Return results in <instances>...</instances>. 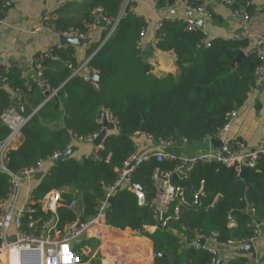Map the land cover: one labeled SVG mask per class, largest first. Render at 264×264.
<instances>
[{"label": "trees", "instance_id": "obj_1", "mask_svg": "<svg viewBox=\"0 0 264 264\" xmlns=\"http://www.w3.org/2000/svg\"><path fill=\"white\" fill-rule=\"evenodd\" d=\"M122 1L89 0L84 7V18L80 21H64L61 18L45 20L46 24H53L56 32L68 27L86 31L85 25L93 21L92 11L100 7L104 17L110 20L118 18V23L99 48L110 24L102 28L99 41L86 49V57L91 55L88 66L102 77L100 82L85 80L81 75L71 76L66 62L78 65L72 45L51 47L58 58L44 53V75L54 88H58L56 98L62 108V124L52 126L42 123V110H57L55 99L44 103L36 111L35 119H30L23 126L20 143L7 151V167L17 170L55 153H63L72 147H68L71 135L100 133L103 130L100 122L102 111H110L118 119V125L115 127L108 123L102 148L97 151L99 158L88 154L77 159L71 154L57 164L52 162L32 189L31 197L35 201L51 189L68 188L69 191H77L80 201L85 204L86 215L92 214L104 193L103 184L114 183L117 169L130 154L149 147L142 146L136 138L141 134L142 124L145 134L151 137L154 144L171 136L184 138L189 145L199 144L216 135L226 123L228 114L245 103L247 94L254 87L257 57L249 50L236 61L239 52L246 48L248 42L245 39H207L202 28L188 31L184 18L179 17H163L157 22L160 24L159 33L163 36L154 43L155 48L161 51L175 53L177 73L155 76L145 72L141 50L136 45L148 23L143 15L128 7L121 13ZM194 1L203 3L202 0ZM238 2L244 0H235V3ZM156 3L158 7H165L167 0H156ZM248 9L252 11L251 7ZM6 13L7 4L3 6L0 0V19ZM8 78L9 85L0 87V116L11 105L20 111L19 102H16L17 93H21L22 97L36 91H29L24 85L31 75L15 65L9 66ZM53 120L54 116L51 122ZM7 133L8 127L2 124L0 118V139ZM156 166L168 169L172 163L149 159L132 174L131 182L143 187V205L137 204L134 193L128 187L121 186L115 191L105 214L107 225L133 230L151 240L154 258L143 264L208 263L210 253L190 245L197 231H217L218 242L224 244L250 239L253 231L246 225L248 218L243 211L246 202L253 203L259 217L264 219V156H260L254 166L248 167L246 181L237 176L233 167L217 162H197L183 185L190 194L203 182L206 203L218 195L213 207L208 210L183 208L179 218L172 221L168 228H157L151 232L146 227L155 223L150 202L155 195L152 173ZM8 187V176L0 172V198L5 197ZM62 197L64 203L72 199V195L66 192ZM57 213L60 224L75 218L74 212L64 205L58 207ZM229 213L235 220L233 227L227 225ZM85 258L82 255V259ZM246 258L247 255L242 253L234 254L225 264H243Z\"/></svg>", "mask_w": 264, "mask_h": 264}, {"label": "built area", "instance_id": "obj_2", "mask_svg": "<svg viewBox=\"0 0 264 264\" xmlns=\"http://www.w3.org/2000/svg\"><path fill=\"white\" fill-rule=\"evenodd\" d=\"M135 0H123L122 10L128 7L134 10L133 2ZM181 2L187 9L192 11L194 17L188 14L184 18L186 29L193 31L200 28L198 20L205 21L211 16V12L204 4H197L194 0H177ZM222 3L228 10L230 16L237 21L243 37L250 46V51L258 59V64L255 68L254 87L259 88L264 83V32L253 31L250 26L255 18V13L258 10L252 0H244V2L235 3V0H217ZM7 0H2V5L5 6ZM251 7L252 11L248 8ZM100 7L95 8L93 12V21L85 25L86 31H82L76 27H68L63 31L56 32L52 25L46 24V19L43 18L33 32L44 29L55 32L58 36H71L85 39L90 31L99 26L100 20L104 19L107 24H110L109 29L104 37L107 39L116 29L118 18L110 20L101 14ZM120 13V14H121ZM166 19L173 16H166ZM2 19H0V22ZM159 23L153 26L154 35L152 42L163 36L159 33ZM145 30L141 32L137 40V48H144ZM44 53L51 55L53 58H58L53 53L52 48H47L37 56L32 57L31 66L32 74L30 80L24 82L25 87L31 91L33 89L44 92L45 97L43 104L47 101L55 99L58 88H54L46 76L42 59ZM91 56V55H90ZM90 56L83 63L73 66L72 63L66 62L67 67L71 69V76L81 75L83 79H92V75L82 73L84 66L88 67L91 74L97 73L94 68L88 66ZM9 66L0 67V83L9 85L8 78ZM88 72V73H89ZM21 97V93H17V99ZM35 109L29 114L20 112L13 105L7 107L1 114V122L8 127V133L0 139V172L8 176V191L5 197L0 198V264H90V261H84L82 255L86 252L83 247H77L81 238L91 239L95 237L92 233L102 226L106 225L105 214L109 209V198L113 197L115 191L121 186L128 187L135 195L138 205H143L145 194L143 187L139 183H132L131 177L133 172L145 161L154 159L161 163L169 161L172 166L168 169L162 166H156L152 173V181L155 187V195L150 202V207L153 212L155 223L146 228L155 230L157 228H168L170 223L179 218L180 211L183 208L191 207L195 209H205L213 207L217 196L211 202L204 201L205 192L203 182L188 194L187 188L183 182L189 179V172L197 162H217L225 166L233 167L237 176L240 177L242 166L252 167L255 165L260 156H264V107L261 111L260 118L263 123V132L261 133L258 142L254 146H248L241 139L230 138L228 130L235 119L237 111H232L228 114L226 123L213 137H207L204 140L205 146H197L191 148L186 139L169 137L161 139L159 143H152L151 137L142 133L152 145L148 148L139 149L130 154L123 162L122 166L117 169V177L111 185L103 184L104 193L94 208L92 214L86 215L85 204L80 201V196L77 191L65 189H51L47 191L40 199L35 201L31 197V192L34 186L31 182L36 181L35 174L48 169L53 162V158L60 153H55L45 160H39L36 163L21 167L17 170H11L6 165V153L10 148L15 147L20 143L22 138L21 130L23 126L35 115ZM108 123L115 127L118 125V119L110 112L105 110ZM141 133V132H140ZM99 133H92L86 136L71 135L69 146L75 142H86L93 145L91 154L99 158L98 150L102 148V141L98 145L93 142ZM212 139L221 141L220 146L212 144ZM171 148L172 152L167 153L165 148ZM248 157V162L245 163V158ZM107 161V160H106ZM175 176V177H174ZM63 192L72 195V199L64 203ZM64 205L68 210L75 214V218L71 221H66L60 224L58 217V207ZM244 213L247 215V226L252 229L253 236L250 239L243 241H229L228 244L218 242L217 231L204 233L197 231L195 237L190 241V245L195 248H201L211 255V260L205 264H215V259L220 258L219 264H225L226 260L234 254H239L240 245L247 241L256 244V251L259 238L264 232V219L260 218L256 207L253 203L246 202L243 207ZM45 216V218L43 217ZM228 227L235 225V220L232 214L227 216ZM183 228V226H181ZM10 236H14V241L10 240ZM98 236V235H97ZM96 236V237H97ZM74 240L73 246H70V241ZM198 239H202L203 243H199ZM38 250V260L33 262V256L28 253L25 259H22V251ZM258 252V251H257ZM259 253V257L252 260L250 255H247L243 264H264L263 254Z\"/></svg>", "mask_w": 264, "mask_h": 264}, {"label": "crops", "instance_id": "obj_3", "mask_svg": "<svg viewBox=\"0 0 264 264\" xmlns=\"http://www.w3.org/2000/svg\"><path fill=\"white\" fill-rule=\"evenodd\" d=\"M252 1L258 10L250 28L253 31L264 32V0ZM88 2L89 0H7V13L0 22V67L15 65L22 69L25 74L31 75V61L36 52L53 46H62L59 43V36L53 31L41 29L33 32L39 21L43 18H61L64 21L83 20L84 7ZM202 2L211 12V16L204 21L202 28L207 39L213 37L245 39L239 24L230 16L222 3L217 0H202ZM134 11L143 15L148 23L145 30L144 45L147 42L151 43L152 55L149 58V72L155 76H162L166 73L176 74L175 53L171 50L161 51L155 48L152 42L153 26L166 16L185 18L189 11L177 0H167L165 7H158L156 0H135ZM102 28L99 25L90 31L87 37L89 42L83 45H72L78 65L87 59L86 49L89 45L99 41ZM249 50L250 46L247 43L246 48H243L242 51L245 53ZM81 72L88 74V67L84 66ZM43 97L44 92L40 90L24 94L20 98L21 100H18L19 107L25 104L30 111L39 109L43 105ZM257 103L261 104L259 110L255 109ZM55 106H57L55 112L52 109L42 110L40 118L45 125L59 126L62 124L60 103L57 101ZM263 107L264 88L261 85L259 88H253L247 94L245 103L237 110L236 117L229 127L228 136L241 139L248 146L256 145L263 132V123L260 118ZM52 116H54V120L51 122ZM140 136L143 137L144 135L141 133L136 138L139 140ZM205 145L206 143L203 141L190 147H203ZM71 148L72 155L77 159L83 155L91 154L93 151L92 144L80 141L75 142ZM36 181H32L31 185L34 186ZM126 230L129 229L121 230L107 224L95 230L92 233L95 237L91 239L98 240V243L93 250L90 248L86 250L83 254L86 256L84 261L89 260L90 264H131L133 262L143 264L151 262L154 258L151 240L133 230L126 233ZM257 251L261 254L264 253V232L259 238Z\"/></svg>", "mask_w": 264, "mask_h": 264}, {"label": "water", "instance_id": "obj_4", "mask_svg": "<svg viewBox=\"0 0 264 264\" xmlns=\"http://www.w3.org/2000/svg\"><path fill=\"white\" fill-rule=\"evenodd\" d=\"M188 15L190 17H194L192 11H189L188 12ZM200 28H203L204 26V21L203 20H198L197 21ZM106 21L104 19H101L100 20V26L101 27H105L106 26ZM59 43L60 45H83L84 43H87L89 42V38H85V39H81V38H78V37H71V36H64V35H59ZM106 39H103L102 42L99 44L98 48L103 44V42L105 41ZM140 55L142 56L143 60H144V71L145 72H149L150 70V63H149V58L151 57L152 55V51H151V43L147 42L145 45H144V48L141 50L140 52ZM244 56V53L243 51H240L239 54L237 55L236 57V61H239L242 57ZM90 76L92 75V79L96 82H100L102 80V77L98 74V73H95V74H91V72L88 73ZM2 83H0V87H2ZM262 87L264 88V83L262 85ZM55 100L57 102V98L55 97ZM16 102H19L18 99H16ZM261 107V104L260 103H257L256 104V107L255 109L256 110H259ZM20 111L24 114H29L31 111L30 109L27 107V105L25 104H22L20 106ZM32 119H35V116L32 117ZM100 122L103 126V130L100 131V133L98 134V136L96 137V139L94 140L93 144L94 145H98L102 139L104 138L105 134H106V127L108 125V121H107V118H106V114L104 111H102L100 113ZM140 132L141 133H145V127H144V124L141 125V128H140ZM212 144L215 145V146H220L221 145V141L218 140V139H212L211 140ZM165 152L167 153H171L172 152V149L169 147V148H165L164 149ZM72 154V148H68L66 151H64L63 153H60L59 155H57L56 157L53 158V163L54 164H57L59 163L61 160L69 157L70 155ZM248 162V157L245 158V163ZM247 167L246 166H242L241 167V171H240V178H242L243 180H247ZM43 176V172L42 171H39L35 174V179L36 180H39L41 177ZM175 177V176H174ZM113 199V197H110L109 198V202H111ZM11 241H14V236H10L9 237ZM73 242L74 240L72 239L70 241V246H73ZM198 242L199 243H203V240L202 239H198ZM256 244L251 242V241H247L245 243H243L242 245H240V248H239V253H242L244 255H250V257L252 258V260L256 259L259 257V253L256 251ZM28 253H31L32 256H33V262H36L38 260V250H35V249H32V250H25V251H22L21 255H22V259H25V257L27 256ZM153 256H154V253H153ZM220 262V258L217 257L215 259V264H219ZM131 264H138L136 262H133ZM142 264V263H141Z\"/></svg>", "mask_w": 264, "mask_h": 264}, {"label": "rangeland", "instance_id": "obj_5", "mask_svg": "<svg viewBox=\"0 0 264 264\" xmlns=\"http://www.w3.org/2000/svg\"><path fill=\"white\" fill-rule=\"evenodd\" d=\"M143 137L140 136V138L138 140L141 145L143 144V145H146L147 147L150 146V145H152L150 143V141H148L145 137L144 138ZM97 243H98V240H95V239H86V238L83 237V238H81L80 243L77 244V247H83L85 251L88 248H90L91 250H93L96 247Z\"/></svg>", "mask_w": 264, "mask_h": 264}]
</instances>
